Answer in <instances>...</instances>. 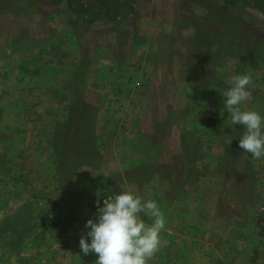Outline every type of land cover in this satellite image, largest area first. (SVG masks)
<instances>
[{
  "label": "rangeland",
  "instance_id": "obj_1",
  "mask_svg": "<svg viewBox=\"0 0 264 264\" xmlns=\"http://www.w3.org/2000/svg\"><path fill=\"white\" fill-rule=\"evenodd\" d=\"M203 15L137 0L86 25L64 0H0V264H95L85 223L130 184L166 218L149 264H264V157L239 148L223 95L250 75L241 107L264 117V58L254 38L216 55L215 27L184 25Z\"/></svg>",
  "mask_w": 264,
  "mask_h": 264
},
{
  "label": "clouds",
  "instance_id": "obj_2",
  "mask_svg": "<svg viewBox=\"0 0 264 264\" xmlns=\"http://www.w3.org/2000/svg\"><path fill=\"white\" fill-rule=\"evenodd\" d=\"M231 81L232 87L223 95L231 124L244 129L239 148L259 159L264 157V117L241 107L250 97L247 89L252 84L251 76L233 75ZM141 213L152 223H146ZM165 224L166 218L155 200L145 201L138 193L126 190L103 200L97 218L86 221L89 230L79 239V247L85 256L97 255L95 264H149L166 243L160 235Z\"/></svg>",
  "mask_w": 264,
  "mask_h": 264
},
{
  "label": "trees",
  "instance_id": "obj_3",
  "mask_svg": "<svg viewBox=\"0 0 264 264\" xmlns=\"http://www.w3.org/2000/svg\"><path fill=\"white\" fill-rule=\"evenodd\" d=\"M59 5L63 0H52ZM192 3L202 7L205 15L197 20V24L186 22V27L192 28L196 39L205 35L209 28L217 29L214 38L215 54L225 57H234L244 49L248 38H254L253 50L257 52V60L264 58V20L261 28L254 27V11L264 17V0H190ZM68 9L79 15L82 22L92 25L97 20L126 21L134 11L137 0H64ZM189 20V18H186ZM92 130V129H91ZM95 152V151H94ZM84 161L96 163L95 153L86 155L83 152L71 153L69 164ZM81 163V162H80ZM89 165V164H88ZM130 181L138 183L135 174Z\"/></svg>",
  "mask_w": 264,
  "mask_h": 264
},
{
  "label": "crops",
  "instance_id": "obj_4",
  "mask_svg": "<svg viewBox=\"0 0 264 264\" xmlns=\"http://www.w3.org/2000/svg\"><path fill=\"white\" fill-rule=\"evenodd\" d=\"M131 183H133V182H131ZM136 187V185L135 184H130L129 186H127V187H122L121 185H119V188L121 189H123V190H134V188Z\"/></svg>",
  "mask_w": 264,
  "mask_h": 264
}]
</instances>
